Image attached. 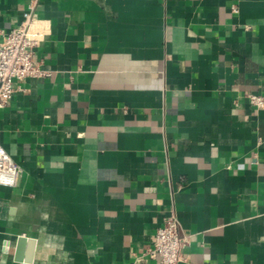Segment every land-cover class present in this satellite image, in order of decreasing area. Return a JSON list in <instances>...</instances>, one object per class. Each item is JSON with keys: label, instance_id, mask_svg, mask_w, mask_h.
<instances>
[{"label": "crops", "instance_id": "0c3cea01", "mask_svg": "<svg viewBox=\"0 0 264 264\" xmlns=\"http://www.w3.org/2000/svg\"><path fill=\"white\" fill-rule=\"evenodd\" d=\"M29 3L0 0V29ZM36 14L51 75L0 109L20 168L0 186V264H159L148 249L170 211L180 264H264V109L246 98L264 97V0H39Z\"/></svg>", "mask_w": 264, "mask_h": 264}, {"label": "built area", "instance_id": "2783aa9c", "mask_svg": "<svg viewBox=\"0 0 264 264\" xmlns=\"http://www.w3.org/2000/svg\"><path fill=\"white\" fill-rule=\"evenodd\" d=\"M39 0H30L20 24L10 32L0 29V109L4 108L16 93L15 83L29 78H47L51 72L35 61V50L45 41L49 32L46 21L37 17ZM234 11L237 10L234 8ZM249 104L264 109V97L255 94L246 96ZM20 168L0 144V186L15 187L19 181ZM155 242L148 249L150 258L159 264H180L183 249L188 244L180 234L177 214L170 211L157 230Z\"/></svg>", "mask_w": 264, "mask_h": 264}, {"label": "water", "instance_id": "95a60500", "mask_svg": "<svg viewBox=\"0 0 264 264\" xmlns=\"http://www.w3.org/2000/svg\"><path fill=\"white\" fill-rule=\"evenodd\" d=\"M26 242H27V239H25V238H20V239L18 240V254L20 253L21 249L23 248V245H24ZM31 244H33V243L31 242Z\"/></svg>", "mask_w": 264, "mask_h": 264}]
</instances>
